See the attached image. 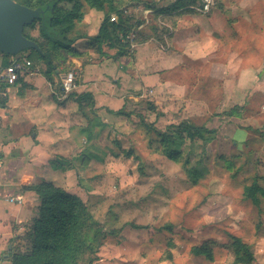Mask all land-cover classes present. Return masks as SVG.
I'll use <instances>...</instances> for the list:
<instances>
[{
  "label": "rangeland",
  "instance_id": "1",
  "mask_svg": "<svg viewBox=\"0 0 264 264\" xmlns=\"http://www.w3.org/2000/svg\"><path fill=\"white\" fill-rule=\"evenodd\" d=\"M205 4L57 2L64 13L74 10L79 16L68 35L72 39L96 35L115 9L131 12L135 25L143 22L141 10L150 9L149 23L137 35L139 44L158 48L156 42L166 36L169 43L174 40L170 49L183 48V36L190 35L203 39L211 50V56L198 60L184 56L166 74L164 85L132 91L136 98L125 99L121 113L108 120L96 144L100 164L75 176L90 219L77 245L80 252L70 264H235L232 238L247 246L253 255L250 264H264V0H211L208 12H202ZM158 10L165 11L160 21L169 28L159 24ZM25 32L44 43L38 23ZM24 55L28 52L16 57ZM36 59L31 61L39 70L32 73L46 77L45 64ZM91 61L88 57L82 64ZM52 65L62 68V74L73 70L58 62ZM48 77L59 90L58 74ZM85 119L90 121L88 114ZM181 125L200 128L209 141L190 139L186 132L174 134ZM82 147L87 158L89 146ZM166 150L180 153L173 160ZM189 171L201 174L196 182ZM254 183L261 189L259 206L245 196ZM4 197L0 195V248L12 221L8 216L16 215L17 206ZM32 220L16 228L19 233L7 242L0 263L12 264L32 253ZM99 229L105 234L101 247L92 240ZM206 241L211 260L191 252Z\"/></svg>",
  "mask_w": 264,
  "mask_h": 264
},
{
  "label": "crops",
  "instance_id": "2",
  "mask_svg": "<svg viewBox=\"0 0 264 264\" xmlns=\"http://www.w3.org/2000/svg\"><path fill=\"white\" fill-rule=\"evenodd\" d=\"M189 36H183V48L170 49L172 38L166 51L142 43L122 57H116L113 48L103 46L102 53H98L89 42L76 41L72 46L75 54L66 52L59 64L77 73V87L72 92L75 96L90 94L91 101L82 103L80 108L74 95L56 102L51 97L50 83L41 74L26 75L10 86L15 88L6 89L0 109V195H6L7 203L16 196L23 201L16 204V215L8 216L12 221L0 255L7 242L19 233L16 228L37 215L38 198L34 192H20L24 186L50 182L83 201L84 190L74 183L77 171L89 172L100 164L96 144L108 120L123 110L125 99L136 98L132 91L140 86L144 90L164 85L166 74L184 56L191 60L211 56L203 39ZM88 57L92 61L82 64ZM61 71L62 68L58 71L59 80L65 74ZM86 114L90 121L85 119ZM84 144L90 150L85 152L87 158L82 155ZM104 151L110 153L107 148Z\"/></svg>",
  "mask_w": 264,
  "mask_h": 264
},
{
  "label": "trees",
  "instance_id": "3",
  "mask_svg": "<svg viewBox=\"0 0 264 264\" xmlns=\"http://www.w3.org/2000/svg\"><path fill=\"white\" fill-rule=\"evenodd\" d=\"M15 1L30 9H41L43 11V15L32 25L25 27L23 31V35L37 45L38 51L27 50L24 52H28L27 58L30 61L36 55V61L45 64V76L51 85L52 80L48 77L50 73L58 74V76L60 73L58 72L59 68L52 65V63H62L66 52L74 55L72 46L76 41L84 40L89 42L98 53H102L103 46L113 48L116 50V57H122L129 55V46L121 40L120 36L125 37L141 24L140 21L136 25L133 24L130 20L131 17H122L120 10L115 9L111 14L117 13L119 15L117 24L109 21L111 15L109 14L108 18L99 26L96 35H83L72 39L68 35L72 32L73 23L79 19L77 12L72 10L69 13H64V10L57 6L59 0ZM163 12L165 11L158 10V15L164 16ZM36 23L39 24V32L44 43L31 38L25 32L29 28H34ZM138 33L140 32H137L135 35V42L137 44L141 43L137 40ZM11 57L13 56L0 53L1 65H9ZM72 95L74 94H71L70 97ZM74 99L79 108L82 103L91 101L90 94L75 96ZM119 113L121 111L117 114ZM181 126L177 127L174 134L186 132L187 137L190 139L200 138L205 139V142L209 141L204 137L200 128H190L187 125ZM165 153L169 159L175 160L180 152L173 154L171 150H166ZM188 176L193 182H196L201 174L198 171H189ZM26 190L34 192L39 201L37 216L32 220V253L29 256L16 257L12 264H70L71 260L80 252V246H77L78 244L80 245V238L86 236L85 230L89 227L88 222L90 219L89 210L79 197L69 194L59 187H55L50 182L40 181L28 186ZM258 191L260 192L261 189L256 183L245 190V196L256 206L260 204L257 197ZM104 239L105 234L101 229H99L97 235L94 233L92 237L93 241L96 240L98 247L102 246ZM232 239L231 245L234 253V263L250 264L253 261V255L247 246L239 238ZM209 244V241H206L199 247L194 246L191 252L195 256H202L211 260L212 252L207 248Z\"/></svg>",
  "mask_w": 264,
  "mask_h": 264
},
{
  "label": "built area",
  "instance_id": "4",
  "mask_svg": "<svg viewBox=\"0 0 264 264\" xmlns=\"http://www.w3.org/2000/svg\"><path fill=\"white\" fill-rule=\"evenodd\" d=\"M211 0H205L206 4L204 5V9L202 12H208L209 4ZM122 17H129L131 12L128 10H120ZM152 13V10H141V14L143 15V22L135 27L128 35L125 37L120 36L121 40L128 44L129 46V54H131L135 48L137 47V43L135 42V35L137 32H140L142 28L149 23L148 16ZM162 15L159 16L158 22L164 27L169 28L165 24H163L160 20ZM109 21L111 23L117 24L119 21V15L117 13H113L110 15ZM169 39L166 36H163L162 42H156L159 49L166 51L169 48ZM38 71L39 68L35 66V64L30 61L27 57H16L13 56L9 60V65L2 66L0 62V109L2 108L3 102L6 98V89L10 86L15 85L20 78L33 74V71ZM77 73L74 70H70L66 72L62 78L60 79V87L59 90H55L51 85V95L54 96L57 100H62L66 95L70 94L77 87ZM23 201L21 196H16L9 199L10 203L13 204H21Z\"/></svg>",
  "mask_w": 264,
  "mask_h": 264
},
{
  "label": "water",
  "instance_id": "5",
  "mask_svg": "<svg viewBox=\"0 0 264 264\" xmlns=\"http://www.w3.org/2000/svg\"><path fill=\"white\" fill-rule=\"evenodd\" d=\"M42 15L41 9H30L14 0H0V53L15 56L27 50L38 51L23 31Z\"/></svg>",
  "mask_w": 264,
  "mask_h": 264
}]
</instances>
